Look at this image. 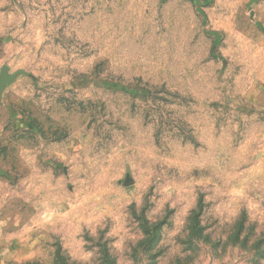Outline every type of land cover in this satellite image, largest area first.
<instances>
[{"label": "rangeland", "instance_id": "1", "mask_svg": "<svg viewBox=\"0 0 264 264\" xmlns=\"http://www.w3.org/2000/svg\"><path fill=\"white\" fill-rule=\"evenodd\" d=\"M0 264H264V0H0Z\"/></svg>", "mask_w": 264, "mask_h": 264}, {"label": "water", "instance_id": "2", "mask_svg": "<svg viewBox=\"0 0 264 264\" xmlns=\"http://www.w3.org/2000/svg\"><path fill=\"white\" fill-rule=\"evenodd\" d=\"M8 71L9 70L7 66H3L0 70V99L5 87L9 85L18 74L22 73L20 71L13 74H8Z\"/></svg>", "mask_w": 264, "mask_h": 264}, {"label": "crops", "instance_id": "3", "mask_svg": "<svg viewBox=\"0 0 264 264\" xmlns=\"http://www.w3.org/2000/svg\"><path fill=\"white\" fill-rule=\"evenodd\" d=\"M2 207H3V206L1 205V206H0V210H1ZM4 227H5V224H3V222L0 221V234L3 233V229H4ZM2 238H4V233H3V237H2Z\"/></svg>", "mask_w": 264, "mask_h": 264}]
</instances>
